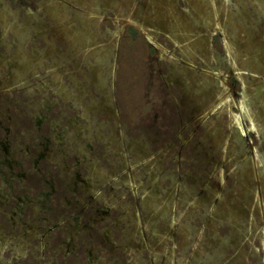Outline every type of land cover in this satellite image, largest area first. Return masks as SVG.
I'll list each match as a JSON object with an SVG mask.
<instances>
[{"label": "rangeland", "instance_id": "obj_1", "mask_svg": "<svg viewBox=\"0 0 264 264\" xmlns=\"http://www.w3.org/2000/svg\"><path fill=\"white\" fill-rule=\"evenodd\" d=\"M58 1L63 6L57 15L63 17L51 19L42 13L55 8L51 1L0 0V120L11 125L13 142L7 143L5 127L0 124V159H14L12 154L23 158L24 154L12 150L13 145L24 149L30 142L28 159L47 154L46 146L54 148L55 161L62 160L53 172H64L56 180L59 193L48 197L43 195L42 185L38 188L42 176L32 170L33 162L25 163V170L31 171L27 179L35 183L27 192L36 201L27 205L23 216L18 208L25 198L24 190L18 189L21 181L16 179L15 189L8 194L0 177V205L5 201L0 218L10 219L3 223L5 227L0 226V237L9 234L7 228L17 220V227L12 228L18 239L27 241L34 226H46L42 218L48 214L55 220L68 216L72 208L66 204L73 197L71 191H63L67 186L78 189L75 201L85 203L80 187L88 186L77 182L76 176L89 177L87 165L106 169L104 175L100 173L104 176L101 182L115 186L122 183L112 180L113 176L129 183L126 174L132 172L138 193L145 197L147 213L129 212V236L123 249L139 250L146 235L153 248L163 251L167 246L161 232L164 223L158 217L167 206L166 196L157 192L158 187L149 195L141 190L155 180V148L160 153L174 142L184 147L188 138L186 148L193 147L187 153L195 157L187 166L202 173V183L208 181L206 173L217 174L211 184L216 187L209 189L212 197H206L208 203L215 204L214 198L221 196L217 193L223 180L219 175L227 176L222 187L232 186L236 180L232 175L238 170L247 175L252 190L257 191L259 185L264 191V0ZM77 35H83L85 41L77 42ZM163 52L176 60L165 59ZM232 67L236 74L229 72L232 77H224L226 81L207 72L226 74ZM232 78L235 96L228 85ZM7 108L11 114L4 118L2 115L9 114ZM233 115H240L242 123L234 124ZM37 122H41L39 129ZM243 123L252 144L241 135L243 131L233 128V124L242 128ZM144 145L146 151H139ZM180 145L175 144L168 153L164 171H180L174 168ZM176 183L169 179L163 186ZM49 186H44L46 193ZM93 186L97 188L99 183L93 182ZM113 189L108 186L106 193ZM112 193L119 198L124 195L121 189ZM127 197L125 204L134 200ZM49 200L55 212L40 205ZM244 207L243 212L248 213V205ZM28 216V226L20 225L19 220H28ZM167 227L168 223L164 232ZM209 230L206 236L211 234ZM17 243L23 246V242ZM8 255L1 259L3 264ZM51 257L41 259L30 253L26 261L11 264H56ZM59 260V264H79L76 258L60 255Z\"/></svg>", "mask_w": 264, "mask_h": 264}, {"label": "flooded vegetation", "instance_id": "obj_2", "mask_svg": "<svg viewBox=\"0 0 264 264\" xmlns=\"http://www.w3.org/2000/svg\"><path fill=\"white\" fill-rule=\"evenodd\" d=\"M48 1H51L49 4H54L55 8H50V12L43 10L42 13L51 19L54 15L57 19L59 16L63 17L62 14L57 15L59 13L58 8L60 7L59 9H61L63 5L58 3V0ZM64 1L69 3L67 0ZM130 30L134 34L133 36L137 35L134 27H131ZM74 38L77 42L85 41L86 39L83 35H77ZM168 56L166 52L162 53V57L165 59L169 60L171 58L172 60H176L174 56H169V58ZM207 72L211 73V76L214 75L216 78H221L223 81H226L224 77H232L231 75L236 74L233 67L226 74H224V71L219 72L217 70H207ZM234 80L232 78L231 82L228 83L233 96L236 94ZM196 88L199 89L200 86ZM7 112L9 114L7 116L2 115V117L9 118L11 114L10 108H7ZM239 118H241L240 115H233L231 120H234V124H240L242 123L240 122L242 118ZM0 124L3 125V128L5 127L4 131L7 135V143H13L9 135L11 133V125L1 120ZM234 124L233 128L243 131L244 133L240 132L241 135L247 140L248 144H252L250 134L244 126V123L242 128ZM182 125L185 126L184 123ZM40 126L41 122H37L36 129H39ZM26 137L25 140H29L31 137L30 133L26 134ZM190 140L189 138L186 139L187 144L184 147L180 145L181 143L174 142L168 145L167 150L160 153L155 148L152 154L154 159L153 173L156 177L154 182H150V186H146L145 190H141V192H147L149 195L153 189L158 187L157 192L166 196L167 206L163 214L158 217L164 223L161 232L164 233V243L167 246L163 251H160L159 247L156 248L154 246L155 248H153V245L151 246L149 244V239L146 235L145 242L143 241L144 243L141 242L137 246L139 250L130 252L125 248L123 249L126 238L129 236L127 231V226L130 224V220L128 219L129 212L134 211L138 216L146 215L147 213L145 197L138 193L139 188H137L134 179L131 177L132 172H127L129 175L125 173L126 176H129V180L131 178L129 183L124 178L113 176L112 180L116 179L122 183V185L118 184L119 186H115V183L112 184L110 181L106 182L105 180L101 182V180H104V176H101L100 173L104 175L107 172L106 169H102L101 167L97 169L98 166L90 168L85 165L86 170L91 172V175L89 177L85 176L86 178L80 177L81 174H77L76 176L78 179L77 182L83 181L88 186H79L84 190L85 195H82L86 198L85 203L75 201L74 195L78 189L67 186L63 191H71L70 195L74 201H68L66 207L72 208V212H67L69 214L68 216L57 217L56 220L52 215L48 214L47 217L42 218L46 226H40L39 228V226L37 227L38 224L35 223L37 224L34 226L35 232L26 237L28 238L27 241L17 238L13 230L17 227L16 220L11 225L14 228H7L10 229L9 234L0 237V264H3L1 259L5 253L9 254L5 264H11L14 260L26 261L30 253H37L41 259L52 255L51 261L53 263L55 259L54 262L56 264L60 262V255L63 259L76 258L79 264L82 260H84L85 264H122V262L124 264H264L263 187L258 185L257 191L252 190L253 185L250 184L249 178L247 177L249 181H246L247 175L245 177L242 176L243 173L239 172L240 170L237 171L238 174L236 176L231 174L236 179L232 180V186L222 187V184H225L224 179L227 176L219 175L223 180L221 186L218 187L220 191L217 190V193L221 194V196L214 198L215 204L208 203L209 199L206 197H212L210 190L216 187L215 185L214 187L211 185L213 183L212 178L217 174L215 172L210 174L206 173L209 178L203 184L201 180L202 173L187 166L190 162L188 160L194 159L195 157L189 156L187 153H191L190 150L193 147L186 148L189 146ZM29 143L24 149H19V145H16L14 148L13 145L12 150L24 154L23 158L15 156L14 154L11 155V150L9 154L14 159H9L7 156L6 158L0 159V177H2L1 180L4 187L8 189V194L15 189L14 181L16 179H19V182L21 181L18 189L24 190L25 192V198H21L22 203L18 207L22 212L15 209V212H20V216H23V212L28 204L36 201V199L32 200L27 192L28 187L35 188L33 187L35 184L34 181L30 182L27 179V175L31 171L25 170L24 168L28 160L29 162H33L32 170L39 174L38 177L41 178L42 176V180H38V188L39 185H42L43 189L41 191L45 193L43 195H47L48 197L53 196L56 192L57 194L59 193L61 188H57L56 180L59 182V179L62 178V173H64L60 172L55 175L53 172V168L59 166L58 161L62 160L58 158V161H55L57 152L54 148L49 149L46 146L45 148L48 150L47 154H39L35 158L28 159L30 157ZM48 144L51 143L48 142ZM175 144L180 145V149L174 157L176 162L179 161L174 167L180 170L178 174H175L173 170H163L167 164L166 157L169 152H172L171 149L175 147ZM141 147L139 151H146L145 145ZM184 149L187 151H184ZM7 151H9V148H7ZM254 161L257 162L256 158ZM43 163H46V165ZM126 165L128 164L126 163ZM185 166L187 167L186 172H181V168ZM131 167L132 165L130 169ZM20 170L21 172L19 173ZM122 170L126 172V169L122 168ZM65 171L66 174H70L68 170ZM229 177L232 179L231 176ZM169 179L171 181L172 179H176V185L164 187L163 183ZM93 182L99 183V186L97 188L94 187ZM236 183H239L240 186H235ZM262 183L264 186V178ZM46 184H50L48 193H46V188L44 187ZM153 184L156 186L154 187ZM189 184L192 186H189ZM108 186L111 189L114 188L113 191L121 189L124 191V195L119 198L117 195H113V191L110 194L106 193ZM127 195L132 196L134 200L125 204V199L128 198ZM4 202H1V209L4 206ZM41 202H44V200H41ZM51 204L52 202L50 201L49 204L44 205L41 203L40 205H42L43 210H49L51 213L55 212ZM247 205L248 213H245L243 212L246 209L244 206ZM6 218L4 220L0 218V226L5 227L3 223L10 221L8 217ZM30 219L31 216H28V220L20 219L19 224L27 227ZM167 223L168 227L164 232V227H166ZM208 228H210L209 231L211 234L206 236L205 232L208 231ZM38 230H41V233H38ZM222 231H226V234ZM17 240L19 243L23 242V246L18 245ZM133 253L137 256L133 257ZM124 255L127 256L125 259L122 258ZM31 259L35 260V257H31Z\"/></svg>", "mask_w": 264, "mask_h": 264}, {"label": "bare ground", "instance_id": "obj_3", "mask_svg": "<svg viewBox=\"0 0 264 264\" xmlns=\"http://www.w3.org/2000/svg\"><path fill=\"white\" fill-rule=\"evenodd\" d=\"M36 55V54H35ZM33 61V60H32ZM20 69V68H19Z\"/></svg>", "mask_w": 264, "mask_h": 264}]
</instances>
